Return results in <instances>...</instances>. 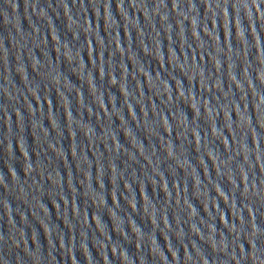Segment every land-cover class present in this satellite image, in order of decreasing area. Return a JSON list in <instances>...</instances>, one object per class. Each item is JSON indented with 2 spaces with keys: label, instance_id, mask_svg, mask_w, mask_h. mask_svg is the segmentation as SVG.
I'll list each match as a JSON object with an SVG mask.
<instances>
[{
  "label": "water",
  "instance_id": "1",
  "mask_svg": "<svg viewBox=\"0 0 264 264\" xmlns=\"http://www.w3.org/2000/svg\"><path fill=\"white\" fill-rule=\"evenodd\" d=\"M0 264H264V0H0Z\"/></svg>",
  "mask_w": 264,
  "mask_h": 264
}]
</instances>
